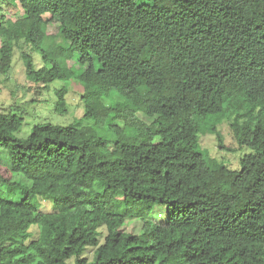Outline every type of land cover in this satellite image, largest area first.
<instances>
[{"label":"trees","instance_id":"16d2710c","mask_svg":"<svg viewBox=\"0 0 264 264\" xmlns=\"http://www.w3.org/2000/svg\"><path fill=\"white\" fill-rule=\"evenodd\" d=\"M0 4V76L18 51L37 91L76 80L90 123L39 124L20 139L23 118L0 110V184L29 182L22 201L0 199V264H264V0ZM19 8L24 19L5 17ZM74 57L79 68L68 66ZM65 94L56 92L58 113ZM111 94L119 101L106 106ZM222 120L249 149L238 172L201 154L204 134L223 149ZM105 123L111 141L97 133ZM35 196L54 211L37 210ZM157 204L163 224L149 220ZM133 222L141 235L120 231ZM88 247L92 261L81 256Z\"/></svg>","mask_w":264,"mask_h":264},{"label":"rangeland","instance_id":"374dc122","mask_svg":"<svg viewBox=\"0 0 264 264\" xmlns=\"http://www.w3.org/2000/svg\"><path fill=\"white\" fill-rule=\"evenodd\" d=\"M150 0H140L142 3H149ZM0 7L3 6L0 4ZM5 17L11 20L24 19L25 13L19 8L15 16L11 17L5 12ZM47 32L54 37H56L58 32L57 24H48ZM56 43L62 44L63 42L56 38ZM28 52L31 53L32 58L35 62L37 68L41 66V56L38 52ZM76 57L68 61V66L79 68L76 62ZM76 75H74L75 77ZM65 89V102L67 107V112L65 114L58 113L55 111V105L57 100L56 92L58 90ZM83 95V90L80 84L74 80H56L51 83L46 90L37 91L25 78L24 68L22 62L19 58V52L16 51L13 58V68L8 75V77L0 76V110H7L9 107L14 108V113L20 115L23 118V125L20 131L14 134V137L25 139L29 136L32 128L39 124H51L58 126H67L73 124L78 127L86 126L89 123L88 120L84 118V101L81 99ZM119 101L117 96L114 94L109 95L108 98L103 99L106 106H111L113 103ZM139 118L146 123H150V119L142 114L138 113ZM120 125L119 122L116 123ZM209 122L206 127H209ZM97 133L100 137L107 141L113 139V134L111 130L107 128L106 123L100 124L97 127ZM216 131L219 135L220 142L223 149L219 148V139L212 134H204L199 138L201 154L205 158L216 159L220 164L230 171L238 172L240 169L239 161L247 154H249V149L238 147L233 139L231 131L229 130L226 120H222L216 127ZM158 141V140H156ZM0 164L4 166H9V161L7 154L0 150ZM11 182L12 186L6 184H0V199L20 202L24 198V190L29 186V182L26 181L20 175H14ZM34 207L40 212L49 213L53 212L54 208L50 199L35 196L31 197ZM149 220L151 223L163 224L166 220L165 207L160 205H155ZM142 223L133 222L130 225H125L120 228V231L141 235L142 234ZM34 237L37 231L34 229L32 231ZM98 240L99 245L103 244L104 236L106 234L105 228L100 226L98 228ZM96 248H84L82 250V257L86 258L88 261L93 259V251ZM75 259H71L69 264H74Z\"/></svg>","mask_w":264,"mask_h":264}]
</instances>
